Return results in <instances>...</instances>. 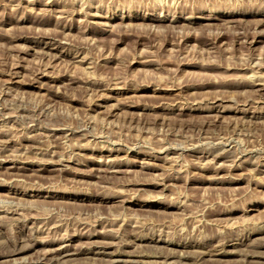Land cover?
I'll use <instances>...</instances> for the list:
<instances>
[{
  "label": "rangeland",
  "instance_id": "obj_1",
  "mask_svg": "<svg viewBox=\"0 0 264 264\" xmlns=\"http://www.w3.org/2000/svg\"><path fill=\"white\" fill-rule=\"evenodd\" d=\"M0 264H264V0H0Z\"/></svg>",
  "mask_w": 264,
  "mask_h": 264
}]
</instances>
